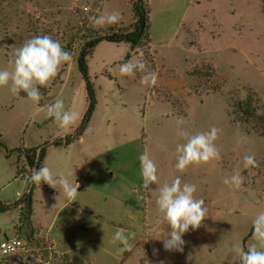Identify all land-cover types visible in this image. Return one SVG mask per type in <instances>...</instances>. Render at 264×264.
<instances>
[{
	"label": "rangeland",
	"instance_id": "rangeland-1",
	"mask_svg": "<svg viewBox=\"0 0 264 264\" xmlns=\"http://www.w3.org/2000/svg\"><path fill=\"white\" fill-rule=\"evenodd\" d=\"M133 1L0 0V70L12 71L16 49L25 41L50 35L72 60L40 88V105L60 97L77 114L71 129H62L46 110L24 100L26 93L19 97L0 87L1 203L26 193L33 170L17 153L8 159L6 150L63 139L81 123L88 103L77 59L86 43L112 26L95 25L90 17L118 12L115 26H129ZM150 42L128 61L157 71L155 85L143 83L141 72L120 74L127 44L103 41L87 58L95 112L74 144L49 146L44 161L80 189L77 176L87 171L85 192L77 191L71 201L59 187L34 184L33 223H17V209L0 213V241L19 236L24 243L13 255L0 254V264H239L233 246L247 250L256 243L247 235L253 218L264 212V138L247 130L241 104L250 102L253 125L264 124V0H150ZM213 127L219 130L221 159L179 172L175 149L185 141L177 130L196 134ZM145 146L161 185L179 176L196 185L195 197L208 208L203 226L183 236V252L164 250L170 229L157 210L158 193L151 192L148 203L140 173ZM251 154L258 166L245 169L243 157ZM10 164L24 179L16 178ZM237 170L245 177L238 190L223 183ZM117 229L129 237L130 251L117 252Z\"/></svg>",
	"mask_w": 264,
	"mask_h": 264
},
{
	"label": "clouds",
	"instance_id": "clouds-1",
	"mask_svg": "<svg viewBox=\"0 0 264 264\" xmlns=\"http://www.w3.org/2000/svg\"><path fill=\"white\" fill-rule=\"evenodd\" d=\"M120 21L118 12L101 14L97 17H90V22L95 25L107 23L115 25ZM72 55L66 51L58 40L50 35H37L25 41L22 46L16 49L12 62L13 69L0 70V87H8L9 91L20 97L21 91L27 94L26 101L32 102L40 110H46L49 117L54 118L62 129L70 130L77 119V114L66 109L64 100L57 97L51 103L40 105L42 95L40 88H46L58 76L62 68L70 64ZM122 76H134L136 72L144 73L142 82L155 85L158 72L149 70L143 61L133 63L128 61L119 66ZM219 130L215 127L207 132L190 134L183 129L177 130V135L184 139V143L176 145V169L183 173L188 168H198L202 165H209L221 159L220 151L215 145ZM140 173L143 180V188L146 192H156L158 196L155 204L159 213L162 214V222H167L170 231L167 238L162 239L164 250L167 252H183L185 241L183 236L191 229L198 230L208 215V208L202 198H196L197 191L195 184L182 182L179 176L170 183L162 185L159 181L158 168L154 159L149 155V149L145 146L139 156ZM214 166V165H213ZM255 155L243 157V167H257ZM30 182L36 185L42 183L56 189L59 187L66 197L76 201L79 194L78 184L70 183L65 175H54L47 166L33 169L28 177ZM245 177L240 171H234L223 181L233 189H240L244 184ZM151 185H156L153 191ZM252 238L256 243L245 250L239 245L233 246L232 251L239 257V264H264V212L258 213L252 220ZM112 242L119 243L117 252L122 254L130 251L132 245L129 237L123 229H117L112 237ZM156 250H154L155 254ZM160 264H164L163 261Z\"/></svg>",
	"mask_w": 264,
	"mask_h": 264
},
{
	"label": "trees",
	"instance_id": "trees-1",
	"mask_svg": "<svg viewBox=\"0 0 264 264\" xmlns=\"http://www.w3.org/2000/svg\"><path fill=\"white\" fill-rule=\"evenodd\" d=\"M131 13L133 16V23L131 25L120 28H117V26L112 25L107 34L92 39L91 41L86 43L78 56L77 68L84 82L86 99L88 103L87 109L81 120L80 125L73 131L72 134L64 137L63 139L51 142L49 144L44 143L41 146L33 148L20 147L13 150L5 149L7 158H9V155L17 153L19 158L21 156L24 158L25 163L29 169H37L43 166V161L45 159L47 148L49 146H69L85 133L97 105L96 94L91 79L89 77L87 64V58L91 56L92 51L103 41L113 44H127L129 46V52L121 62V64H123L130 60V58L132 57V53L151 43L150 0H134L131 3ZM249 103L250 102L247 101L241 104V107L243 108L242 122L247 126V130L253 131L260 137L264 138V124L260 122V125L257 126L251 123V119L253 120L252 117H254L255 114L250 113L249 108L251 107V105ZM259 120H263V118L260 117ZM233 122H236V120L233 119ZM23 175L24 174H22L21 171L17 169L16 178L20 177L24 179ZM27 182L28 189L26 193L16 202L12 204H3L0 202V213H5L12 209L20 208L19 223H23V221H25L26 223L31 222L34 184L30 182L29 179H27ZM252 232L253 229L247 235V237H250L252 235ZM246 238L242 241L243 245L246 243Z\"/></svg>",
	"mask_w": 264,
	"mask_h": 264
},
{
	"label": "built area",
	"instance_id": "built-area-1",
	"mask_svg": "<svg viewBox=\"0 0 264 264\" xmlns=\"http://www.w3.org/2000/svg\"><path fill=\"white\" fill-rule=\"evenodd\" d=\"M24 245L19 236L5 238L0 241V254L10 256L18 252Z\"/></svg>",
	"mask_w": 264,
	"mask_h": 264
},
{
	"label": "crops",
	"instance_id": "crops-1",
	"mask_svg": "<svg viewBox=\"0 0 264 264\" xmlns=\"http://www.w3.org/2000/svg\"><path fill=\"white\" fill-rule=\"evenodd\" d=\"M122 44V43H121ZM90 58V57H89ZM87 64H88V60H87ZM75 143V142H74ZM74 143H72V144H74ZM72 144H70V145H72ZM69 145V146H70ZM31 148H33V147H31ZM47 151H48V149H47ZM46 156H47V152H46ZM46 156H45V159H46ZM9 159V158H8ZM45 159H44V161H45ZM7 160V159H6ZM7 161H9V160H7ZM44 161H43V166H44ZM10 167H13L14 169H15V173H16V168L12 165V164H10ZM77 178H81V185L83 186L82 188L83 189H80V187H78L79 189H77V191L78 192H80V191H83V192H85V185H86V181L88 180V178H89V174H88V172L86 171L85 173H83V172H81V174H79L78 176H77ZM75 184H76V181H75ZM24 195V194H23ZM22 195V196H23ZM21 196V197H22ZM20 197V198H21ZM19 198V199H20ZM152 199H153V194L151 193V192H149V195H148V197H147V201H148V203L150 202V201H152ZM13 210V209H12ZM7 212H9V211H7ZM3 214V213H2ZM32 216H33V210H32ZM32 216H31V222H32ZM16 218H17V223H19V218H20V208H17V216H16ZM33 223V222H32Z\"/></svg>",
	"mask_w": 264,
	"mask_h": 264
}]
</instances>
